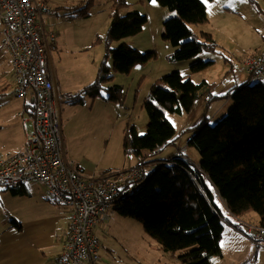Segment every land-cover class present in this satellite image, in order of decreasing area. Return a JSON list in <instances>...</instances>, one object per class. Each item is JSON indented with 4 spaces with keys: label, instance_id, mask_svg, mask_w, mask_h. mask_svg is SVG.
<instances>
[{
    "label": "trees",
    "instance_id": "trees-1",
    "mask_svg": "<svg viewBox=\"0 0 264 264\" xmlns=\"http://www.w3.org/2000/svg\"><path fill=\"white\" fill-rule=\"evenodd\" d=\"M155 2L175 12L162 22L161 36L174 48L169 59L181 61L204 51H216L211 34H196L190 27L207 20L202 0ZM126 5V0H111V22L104 47L105 57L112 59L111 65L103 60L93 81L74 92L70 103L83 104L86 98L102 97L108 102L122 104L121 85L104 87L112 78L111 71L127 74L135 65L156 57L155 50L141 52L123 42L109 47L108 41L138 34L147 23V16L137 9L120 14ZM84 8L85 5L71 7L70 16H86ZM212 63L210 59H197L190 64L189 71H201ZM256 80L249 83L247 79L222 95L230 98L232 105L214 124L208 123L203 116L194 128H190L194 132L186 145L198 152L199 160L195 163L181 149L166 160L154 157L164 147L174 146L178 139L165 112L180 115L188 112L201 97L205 81L196 83L178 69L165 73L159 78V84L152 85L144 101L145 132L138 134L133 125L124 128L121 149L125 155L137 158L136 168L142 171V176L119 183L108 211L113 209L120 216L139 221L145 235L164 252L177 254L176 264H212L220 258L224 228L228 225L239 230L234 218L253 211L258 216V225L264 226V82L261 78ZM217 97L220 96L209 98ZM153 161L161 164L145 172L144 166ZM126 171L106 172L100 179L109 181ZM107 219L108 212L106 219L100 222ZM10 225L21 229V224L12 217Z\"/></svg>",
    "mask_w": 264,
    "mask_h": 264
},
{
    "label": "rangeland",
    "instance_id": "rangeland-1",
    "mask_svg": "<svg viewBox=\"0 0 264 264\" xmlns=\"http://www.w3.org/2000/svg\"><path fill=\"white\" fill-rule=\"evenodd\" d=\"M44 1L50 10L43 15V25L48 33H53L55 36L53 46L50 48V56L53 71L59 79L60 92L77 93L83 86L93 81L97 68L103 60L111 65L112 59L105 57L104 49L106 32L111 22V0ZM202 1L206 7L207 20L201 25H190V27L196 34L200 32L211 34L217 45L216 51H204L195 57L175 61L169 59L174 48L161 36L162 22L175 12L161 7L153 0H126L127 5L123 7L120 14L137 9L147 16V23L138 34L108 41L109 47L123 42L141 52L155 50L156 57L147 63L135 65L127 74L111 71L112 78L104 84V87L112 84L122 86L124 100L119 106L112 108L111 103L101 97L86 98L83 104H72L71 99L61 100L59 114L62 124V144L74 158L87 156L97 171L109 167L120 168L119 171L136 167L137 158L134 155H125L121 149L124 127L133 125L138 134L145 132L147 115L143 109L144 101L152 85L159 84V78L175 68L174 70L178 69L184 77H189L194 82L206 80L207 85L203 87L200 99L188 112H183L182 115L165 112L166 118L177 132L178 139L174 146L164 147L154 158L166 160L172 153L178 152L179 148L183 151L185 147L186 150L184 149L183 152L190 157L192 162L199 160L198 152L186 145L194 132L190 128H194L203 116L207 117L208 123L214 124L228 112L232 105L231 99L222 95L247 79L249 83L257 81L247 77L243 60L249 53L263 47L264 44V19L262 18L264 0ZM75 5H85L86 16H70L71 7ZM197 59H210L213 63L201 71L191 73L189 66ZM261 81L264 82V76ZM5 92L14 99L15 103L21 105L22 99L12 94L11 86ZM105 94V89H103L102 95L105 96ZM212 94L220 97L210 99ZM22 108L20 106L19 111ZM17 120L21 123L22 118L19 117ZM22 133L24 137V132ZM20 136L18 126H6L0 129V152L9 149ZM4 145L8 147H3ZM160 164L158 161L147 163L144 166L145 172L157 168ZM109 170L116 171L107 169L104 172ZM36 185L40 188L39 194L43 195L46 187L42 184ZM27 186L30 189L35 188L31 182H28ZM1 189L3 188L0 186V205L3 203L4 207L3 209L0 207V230L5 226H10L13 204L12 197L3 195L5 190ZM109 211L108 219L104 221V228L109 234H107V244H103V250L110 254V261L119 258L125 260L128 254L126 237L134 235L140 239L142 233L144 240L147 237L149 245L143 244L144 248L140 255H135L134 259L143 264L163 261L154 249L153 245H157L156 242L145 235L139 221L120 216L113 209ZM249 213L258 217L253 211ZM242 216L252 223L256 220L246 214ZM98 230L97 227V233ZM256 248L257 245L250 244V249H245L241 254V258L247 254L244 264H253L256 261L258 256L254 255ZM224 263L233 264L228 258ZM166 264L170 263L166 262Z\"/></svg>",
    "mask_w": 264,
    "mask_h": 264
},
{
    "label": "built area",
    "instance_id": "built-area-1",
    "mask_svg": "<svg viewBox=\"0 0 264 264\" xmlns=\"http://www.w3.org/2000/svg\"><path fill=\"white\" fill-rule=\"evenodd\" d=\"M49 10L44 0H0V48L11 63L12 94L26 101L16 114L22 118L23 130L28 128V122L31 127L22 145L0 154V186L8 189L39 182L46 187L51 201L71 208L68 238L58 263L86 264L99 258V241L93 229L106 219L119 183L140 179L142 171L134 167L109 181L94 179L65 158L58 103L75 94L61 93L51 78L46 53L55 36L48 34L41 20ZM244 67L250 79L262 78L264 47L247 57ZM26 111L30 116L24 119ZM249 231L254 242L264 244V226L257 225Z\"/></svg>",
    "mask_w": 264,
    "mask_h": 264
},
{
    "label": "crops",
    "instance_id": "crops-1",
    "mask_svg": "<svg viewBox=\"0 0 264 264\" xmlns=\"http://www.w3.org/2000/svg\"><path fill=\"white\" fill-rule=\"evenodd\" d=\"M43 15L41 20H43ZM2 30L3 26L0 24V37L2 36ZM263 47L257 50L259 51ZM46 55L49 63L51 78L60 90L58 84L59 79L53 71L50 53H46ZM10 64L11 63L8 60L7 54L0 48V129L6 128V126H18L21 136L13 145L9 147V149L4 152H0V154L11 152L19 145H22L25 141L27 132L31 129L29 126L30 123L28 122L27 127L29 129L27 128L26 130H23L22 122L20 123L17 120L19 117L16 113H18L20 106L21 108L25 107L26 101L22 100L21 105L20 103H15L14 99H12L10 95L5 92L9 86L14 89L13 74ZM174 69L175 68L171 70ZM203 81H205L207 85L206 80ZM203 87L200 90L201 96L203 94ZM213 95L217 96L215 94H212V96ZM60 103L61 101L58 103L59 111ZM119 105L120 104L111 103L110 106L114 108V106ZM27 116L29 117L30 115L29 112L26 111L23 118L26 119ZM59 125L62 124L60 123ZM22 131L24 132V137ZM3 147L8 146L4 145ZM62 149L65 158L67 160L74 161L77 165H79L87 177L94 179L104 178L106 174L104 170L107 169H115L116 172H119L118 169L120 168L110 167L97 171L95 165L87 156L74 158L69 150L64 148L63 144ZM184 149L185 147H183V150ZM175 154H177V151L171 155ZM107 172H110V170ZM31 183L34 184L35 188L30 189L27 186L28 183H26L10 189H1L2 191L5 190V192L2 193L3 195H9L12 197L13 204L11 215L12 218L16 219L21 224V229L18 230L12 225H8L0 230V264H59V253L67 240L68 227L70 226L69 222L73 210L69 207H63L51 201L47 195L46 189L43 195L39 194L40 188H38L36 184L41 183ZM0 207L3 209L4 204L2 203ZM246 215L256 218L255 222H250L247 218H244V216L234 218L233 221L237 224L239 230L234 229L231 226H226L224 228L220 240L222 256L220 258H216L212 264H225L224 262L227 258L232 260L233 264H244V259L247 254H245L242 258L241 254L245 251V249H250V244L257 245L254 255L258 256L253 264H264V244L254 242L249 236V230L258 225V217H255L252 213H248ZM104 224V222H100L94 229L95 235L99 239V258L97 261L87 262L86 264H143V262L136 261L134 258L135 255H140L142 248H144L143 244L145 246L149 245L147 237L144 240L143 233L140 235V239L134 237V235L126 237L125 242L128 245V254L126 259L121 260L119 258L117 260L110 261V254L103 250V244H107V234H109L107 229L104 228ZM97 227L99 228L98 233L96 231ZM153 246L155 251L163 259V261L156 263L166 264V262H169L170 264H176L177 254L164 252L159 245ZM146 264H148V262H146ZM150 264H153V262Z\"/></svg>",
    "mask_w": 264,
    "mask_h": 264
},
{
    "label": "snow or ice",
    "instance_id": "snow-or-ice-1",
    "mask_svg": "<svg viewBox=\"0 0 264 264\" xmlns=\"http://www.w3.org/2000/svg\"><path fill=\"white\" fill-rule=\"evenodd\" d=\"M153 2H155V0H153Z\"/></svg>",
    "mask_w": 264,
    "mask_h": 264
},
{
    "label": "clouds",
    "instance_id": "clouds-1",
    "mask_svg": "<svg viewBox=\"0 0 264 264\" xmlns=\"http://www.w3.org/2000/svg\"><path fill=\"white\" fill-rule=\"evenodd\" d=\"M50 53V52H49ZM8 189H10V188H8Z\"/></svg>",
    "mask_w": 264,
    "mask_h": 264
}]
</instances>
